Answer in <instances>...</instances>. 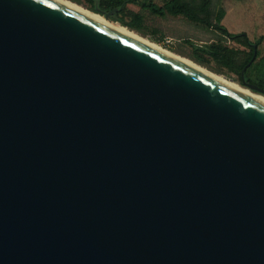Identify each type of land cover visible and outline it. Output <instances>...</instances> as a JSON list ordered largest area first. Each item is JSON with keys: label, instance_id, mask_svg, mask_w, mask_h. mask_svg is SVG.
<instances>
[{"label": "water", "instance_id": "95a60500", "mask_svg": "<svg viewBox=\"0 0 264 264\" xmlns=\"http://www.w3.org/2000/svg\"><path fill=\"white\" fill-rule=\"evenodd\" d=\"M0 264H264V103L60 0H0Z\"/></svg>", "mask_w": 264, "mask_h": 264}, {"label": "rangeland", "instance_id": "374dc122", "mask_svg": "<svg viewBox=\"0 0 264 264\" xmlns=\"http://www.w3.org/2000/svg\"><path fill=\"white\" fill-rule=\"evenodd\" d=\"M71 1L91 10L84 0ZM154 1L158 4H163L165 0ZM211 7L215 13L221 8L225 10V15L221 24H223L230 32H246L253 41L257 40L261 35H264V0H212ZM128 8L131 11L140 12L143 15V20L139 27L131 28L122 24L119 20H113L111 18L109 20L126 26L136 33L156 42L165 49L192 59L206 69L221 74L233 83L245 87L250 92L262 94L242 83L236 73L222 68L218 62L208 54L200 51L204 54L203 56H206V58L209 59L208 63H200L193 58L195 55V47H204L206 43L221 38V34L216 28L207 27L200 23H194L181 15H167L162 17L147 10H142L136 5H129ZM102 15L104 16V14ZM214 22L215 20L213 18V23ZM227 42L241 50H249L240 43L234 41ZM258 51L260 56L256 60H259L264 54V39L258 45ZM241 55L244 56L245 53H242Z\"/></svg>", "mask_w": 264, "mask_h": 264}, {"label": "trees", "instance_id": "16d2710c", "mask_svg": "<svg viewBox=\"0 0 264 264\" xmlns=\"http://www.w3.org/2000/svg\"><path fill=\"white\" fill-rule=\"evenodd\" d=\"M88 7L97 13L104 14L115 10L110 18L119 20L122 24L131 28L139 27L142 23L143 15L140 12L129 10V5L139 6L142 10H147L155 15L165 17L184 16L194 23H200L207 27L216 28L221 34V38L206 43L205 46L195 47L193 58L200 63H208L209 59L205 54L218 62V64L239 76L242 83L251 82L260 87H264V54L257 57L246 68L242 76L243 68L251 61L254 54V44L257 46L264 39L261 35L257 40H251L246 32H230L221 21L225 15V10L221 8L218 12L212 10V0H165L163 4H158L154 0H84ZM213 18L215 22L213 23ZM227 41H234L242 44L248 51L241 50ZM258 49V48H257ZM202 51L203 53H201ZM245 53L244 56L241 54Z\"/></svg>", "mask_w": 264, "mask_h": 264}, {"label": "bare ground", "instance_id": "6f19581e", "mask_svg": "<svg viewBox=\"0 0 264 264\" xmlns=\"http://www.w3.org/2000/svg\"><path fill=\"white\" fill-rule=\"evenodd\" d=\"M60 1L65 3V4L70 5L71 7L75 8L77 10H80L81 12L86 13V14H88V15H90V16H92V17H94V18H96V19H98V20H100L102 22L107 23L108 25H110V26H112V27H114V28L126 33V34H129V35L133 36L134 38H137V39L142 40V41H144L146 43H149V44L159 48L160 50H163L164 52H166V53H168V54L180 59L182 62H184V63H186V64H188L190 66H193V67H195V68H197V69H199V70H201L203 72H206V73L210 74L211 76H213L214 78H216V79L228 84L229 86H231L233 88H237L239 90H242L243 92H245L246 94L250 95L251 97L261 101L262 103H264V95L258 94V93H255V92H250L245 87L240 86V85H238L236 83H233L232 81L227 79L225 76L206 69L205 67L201 66L200 64L196 63L195 61H193L192 59H190L188 57L181 56V55H179V54H177L175 52H172V51H170L168 49L163 48L162 46H160L156 42H154V41H152V40H150V39H148V38L136 33L135 31L127 28L126 26H124V25H122V24H120L118 22L110 21L109 19H107L102 14H99L97 12L91 11V10L83 7L82 5H80L78 3H75V2H73L71 0H60Z\"/></svg>", "mask_w": 264, "mask_h": 264}]
</instances>
